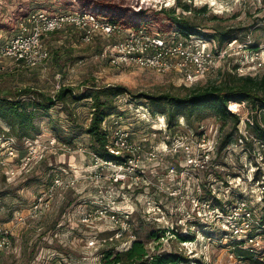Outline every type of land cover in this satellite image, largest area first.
<instances>
[{"label": "rangeland", "instance_id": "1", "mask_svg": "<svg viewBox=\"0 0 264 264\" xmlns=\"http://www.w3.org/2000/svg\"><path fill=\"white\" fill-rule=\"evenodd\" d=\"M68 1L0 0V39L14 32L16 20L26 11L74 9ZM134 1L154 9H149L156 17L150 20V32H157L158 25L168 29L165 16L154 12L161 7H175L180 13L181 7L175 6L179 2L193 9L206 5L205 12L193 11L189 16L201 25L200 35L213 49V66L193 79L173 69L157 72L134 64L113 66L107 54L118 38L116 34L95 33L90 42L70 35L68 40L48 41L50 58L44 65L19 68L10 60L3 61L0 96L4 91L28 87L48 99L55 95L57 81L65 86L79 85V91L82 83L121 86L126 93L117 98L118 115L113 121L130 133L132 143L140 145L142 152L136 160L141 162L138 165L144 177L155 183L153 174H162L170 163H177L186 170L184 187L179 196L168 198L149 186L128 182V189L122 192L106 180H97L92 174L95 166L90 138L84 132L90 117L89 100L67 97L66 103L57 102L46 113L36 109L31 127L16 129L21 136H13L0 118V229L9 231V246L0 248V264H99L102 249L125 250L135 239L142 240L150 252L166 250L199 259L188 264H240L230 243L243 235L229 231L228 222L241 216L242 210L235 206L230 213L219 212L216 217L203 204L220 208L216 199L229 204L228 209L239 202L248 206L250 218L238 228L248 225L247 233L254 237L249 243L264 259V235L251 231L264 216V143L246 126L248 104H228L229 110L240 115L236 131L231 119L224 121L210 111L190 118L178 115L169 127L165 112H161L167 106L152 104L142 96L183 95L192 87L223 83L234 73L264 77V0ZM154 148L165 153L175 149L178 154L149 157L146 152ZM55 175L73 181L71 186L51 187ZM113 191L124 193L118 207L132 213L130 230L121 238L114 236L115 226L109 220L92 218L86 223L82 218L91 205L99 203L100 195ZM39 197L41 203L35 208ZM197 198L202 202L198 207ZM157 203L162 209L159 217L153 211ZM166 221L173 223L170 233L164 229ZM185 235L190 238H180ZM108 236L113 240H107Z\"/></svg>", "mask_w": 264, "mask_h": 264}, {"label": "built area", "instance_id": "2", "mask_svg": "<svg viewBox=\"0 0 264 264\" xmlns=\"http://www.w3.org/2000/svg\"><path fill=\"white\" fill-rule=\"evenodd\" d=\"M57 31H64L69 36L76 34L82 42H90L95 33H102L107 36L116 34L118 38L107 54L108 61L113 66L134 64L157 72H166L173 69L182 72L186 78L193 79L207 72L216 59L210 43L201 36H184L177 31L162 34L150 32L145 27H124L119 24H112L103 14L97 12H47L36 10L16 22L15 33L0 39V71L4 69L2 63L5 60L12 61L19 68H33L44 65L50 58L45 39ZM61 86L65 85L57 81L56 89L58 90ZM111 118L113 119L114 116ZM112 123L115 124L110 131L109 143L106 147L113 155L120 156L123 159L127 157V159L117 162L102 159L93 153L95 170L92 174L94 177L97 180H106L122 192L124 189H128L125 186L129 182L135 186L141 184L142 188L152 187L155 192L166 194L168 198L179 196L180 190L184 187L182 180L185 179V167L183 165L179 166L177 163H170L162 174H153L155 183L147 181L144 177L143 168L138 165L140 161L136 160L142 152L140 145L132 143L130 133L126 129L118 128L116 121ZM176 151L175 149H168L165 153L164 150L159 151L154 148L146 153L149 157H154L167 156L172 153L176 155L178 154V151ZM191 161L189 159V163ZM72 182L64 180L60 175H55L51 187L65 189L71 186ZM122 192L116 194L113 191L109 195L105 193L100 195L99 203L91 205L89 210L82 213V218H85L84 221L87 223L92 218L100 217L109 220L115 228L119 229L114 233L116 238L122 236L123 232L129 231V219L132 213L123 212L118 207V203L123 200L124 193ZM34 202V206L37 208L38 203H41L40 197ZM201 204L202 202L197 198L196 207ZM203 204L207 207L209 214H216V217L219 212H223L220 208H213L206 202H203ZM243 204V202H239L233 208L229 207L230 212L234 210L235 206L238 207L242 210V214L235 218L231 217V221L228 222V229L232 233L243 235L241 240L250 245L249 242H253L254 237L247 233L249 230L248 225L243 229L238 228V225L244 224V221L250 218L248 206ZM159 206L157 203L156 209L153 210L158 217L162 212ZM212 210L214 211L210 212ZM162 217L164 218V216ZM166 222L164 229L170 233L174 230L173 223L172 221ZM232 222H235V225H232ZM243 231L245 233L240 234ZM8 236L9 231L6 228L0 229V248L9 246ZM107 239L112 241L113 237Z\"/></svg>", "mask_w": 264, "mask_h": 264}, {"label": "trees", "instance_id": "3", "mask_svg": "<svg viewBox=\"0 0 264 264\" xmlns=\"http://www.w3.org/2000/svg\"><path fill=\"white\" fill-rule=\"evenodd\" d=\"M67 1V0H65ZM74 9H52L47 12L62 11H87L103 14L112 24H119L124 27H145L150 31L152 17L149 13L154 9L150 5L138 4L134 0H70ZM175 6L181 7V12L176 13L175 7H161L154 11L155 14H163L168 20V29L164 30L163 26L158 25L157 32L165 34L177 31L184 36L195 35L201 36V25L191 21L190 16L193 11H206V5L200 9H193L188 3H177ZM38 10H43L38 8ZM32 9L26 11L18 20L24 18ZM16 27L14 29L15 33ZM152 31V30H151ZM11 33L10 35H12ZM69 35L64 31H57L50 34L45 42L56 41L57 39H66ZM75 39L77 35H74ZM207 39H211L207 37ZM68 40V39H66ZM221 42V41H220ZM34 68V67H33ZM231 79L223 83H212L202 87H192L183 95L172 93H160L157 95H142L149 99L152 104L166 105L167 123L171 127L178 117L183 115L190 118L193 114H200L204 111L214 113L218 118L226 121L231 119L233 130L239 124L240 115L228 109L229 102H246L249 106L250 114L247 117L246 126L253 134V137L264 143V77L251 75L228 74ZM83 90L79 91V85L61 86L51 98L46 99L42 93H37L31 88H23L18 91H4L0 96V118L12 130V135L21 136L15 133L16 129H28L33 124L36 117L35 110L41 109L44 113L50 110L57 102L66 103L67 97L73 101L89 100L90 117L84 132L90 138V149L98 157L106 160L122 161L120 156H115L107 149L109 143L110 131L112 129V116H117L118 105L117 98L126 93V89L117 85L97 86L94 84L82 83ZM37 94L38 96L34 95ZM71 114V113H69ZM26 136V133H22ZM230 135H228L229 140ZM215 202L220 209L229 213L221 199ZM140 213V212H138ZM141 215V214H140ZM146 216V215H145ZM142 217L143 219H146ZM150 224L156 221L146 219ZM131 226V225H130ZM119 230L115 228L114 233ZM253 230V231H252ZM258 231L264 235V216L258 219L256 225H253L251 231ZM128 232V231H126ZM113 233V234H114ZM125 233V232H123ZM123 235V234H122ZM250 235H252L250 233ZM155 237V233H151ZM108 236L106 238H109ZM181 239L190 238L188 235L180 237ZM108 240V239H107ZM232 253L240 264H264V259L260 258L251 245H246L244 240L231 242ZM99 264H188L192 260L199 262V259H191L182 253L159 251L150 252L145 243L140 239H135L129 248L115 251L113 247L102 249Z\"/></svg>", "mask_w": 264, "mask_h": 264}]
</instances>
